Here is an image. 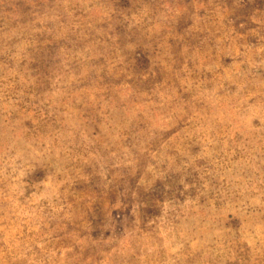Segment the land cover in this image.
Segmentation results:
<instances>
[{
  "label": "rangeland",
  "instance_id": "rangeland-1",
  "mask_svg": "<svg viewBox=\"0 0 264 264\" xmlns=\"http://www.w3.org/2000/svg\"><path fill=\"white\" fill-rule=\"evenodd\" d=\"M0 264H264V0H0Z\"/></svg>",
  "mask_w": 264,
  "mask_h": 264
}]
</instances>
